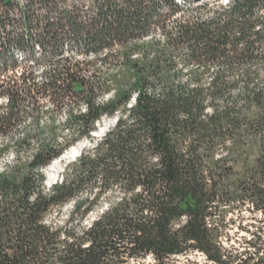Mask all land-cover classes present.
<instances>
[{
    "label": "trees",
    "instance_id": "1",
    "mask_svg": "<svg viewBox=\"0 0 264 264\" xmlns=\"http://www.w3.org/2000/svg\"><path fill=\"white\" fill-rule=\"evenodd\" d=\"M0 99V264H264L259 237L223 241L229 214L264 216V0H0ZM65 106L60 142L39 121Z\"/></svg>",
    "mask_w": 264,
    "mask_h": 264
},
{
    "label": "rangeland",
    "instance_id": "2",
    "mask_svg": "<svg viewBox=\"0 0 264 264\" xmlns=\"http://www.w3.org/2000/svg\"><path fill=\"white\" fill-rule=\"evenodd\" d=\"M44 70H46L45 65L35 66V73L37 75L41 74V72ZM38 81H41V79H39ZM107 98H109V96H104L102 99H97V102L101 103L105 101ZM4 104H5V100L0 99V107L4 106ZM41 104L43 110L46 109L48 110L52 108L49 104L46 103V101H43V103ZM84 106H85L84 103L77 102L76 105L74 104L70 106V109H72L74 112L76 111L83 112ZM68 110L69 108L65 106L61 109H58L55 112L54 119H51L48 115H43L39 121V125L41 127L46 125L49 126L53 122L54 126L58 129V138L60 142H62L66 138L68 139L70 136V129L65 124V116L67 115ZM115 119L117 118L116 117L103 118L99 123L96 124V130L91 134L92 140H89L87 138H82L72 146L81 144L83 146L82 151L91 149L93 145L96 142H98L103 137V135L114 126ZM34 128L35 126L32 123H30V120L28 118L23 123L17 126L18 136H20L25 130H33ZM6 142H7L6 140H3L2 143L0 142V145ZM34 149L35 146H32L30 152L33 153ZM78 157L74 158L69 162H66L64 159L52 161L51 164L43 170V173L46 178L45 181L46 188H49L51 185L55 183H59L62 180L63 174L68 168V166L74 163ZM13 160H14V155L11 150H9L3 156H1L0 171L3 170L7 165L12 164ZM50 166L51 167L55 166L59 172L54 182L48 184L47 182L49 181L46 171L47 169L51 168ZM69 208H70L69 206L64 208L60 215L55 216L54 217L55 221L59 223L64 221L69 211ZM96 216H97V211L90 213L89 216L87 217V220L85 221V224L92 221ZM263 220H264V216H262L258 212H253V211L243 210L242 212L239 213L229 214L226 221L228 224L223 239L224 243L240 251L246 248V245L244 244L245 242H248L252 239L256 240L257 237H259L260 240L264 243V223L262 222ZM258 228H262V230L259 231ZM247 250H251V252H253L251 248ZM129 264H154V261L152 260V258L147 257L146 259L130 262ZM166 264H210V263L201 254L192 253L185 256L183 255V256L171 257L168 261H166Z\"/></svg>",
    "mask_w": 264,
    "mask_h": 264
},
{
    "label": "bare ground",
    "instance_id": "3",
    "mask_svg": "<svg viewBox=\"0 0 264 264\" xmlns=\"http://www.w3.org/2000/svg\"><path fill=\"white\" fill-rule=\"evenodd\" d=\"M83 149V146L81 144H78L76 146H72L71 148H69L59 159L57 160H61L64 159L66 162H69L71 160H73L74 158L78 157L81 153ZM55 160V161H57ZM51 167V166H50ZM58 169L53 166L49 169H47L46 174L48 176V181L50 183H53L54 180L57 178L58 176Z\"/></svg>",
    "mask_w": 264,
    "mask_h": 264
},
{
    "label": "water",
    "instance_id": "4",
    "mask_svg": "<svg viewBox=\"0 0 264 264\" xmlns=\"http://www.w3.org/2000/svg\"><path fill=\"white\" fill-rule=\"evenodd\" d=\"M117 119L114 120V123H116ZM48 184H50V182H47Z\"/></svg>",
    "mask_w": 264,
    "mask_h": 264
}]
</instances>
